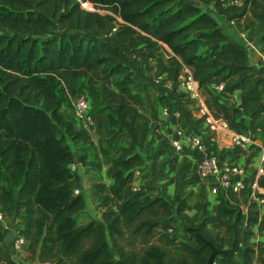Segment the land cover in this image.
Returning <instances> with one entry per match:
<instances>
[{
  "label": "trees",
  "instance_id": "trees-1",
  "mask_svg": "<svg viewBox=\"0 0 264 264\" xmlns=\"http://www.w3.org/2000/svg\"><path fill=\"white\" fill-rule=\"evenodd\" d=\"M89 1L107 11L87 10L78 0H0V208L11 216L21 205L19 232L26 236V246L38 260L52 264H206L212 248L205 240L219 248L225 243L209 226L206 203L198 202L197 212L190 215L179 193L170 198L133 189L142 156L133 141L119 140L122 133L137 139L144 118L134 92L130 52L173 88L179 62L169 50L193 67L200 86L218 77L228 92L242 87L251 69L247 54L194 2ZM208 1L239 28L264 23V0L227 6ZM113 14L122 21L107 38ZM97 66L102 75L94 74ZM261 82L242 89L232 107L231 116L255 103L251 128L264 108ZM83 86L94 94L98 113L113 131L101 147L113 182L97 184L101 218L79 222L84 199L80 190L74 192L77 164L95 162L74 147L90 143L88 128L76 122L73 111L66 117L62 106H72ZM231 116L225 117L233 125ZM74 153L78 162L72 170ZM259 184L264 187V175ZM219 194L224 231H232L237 213L244 233L236 252L215 254L214 264H264V245L251 244L252 218L245 219L238 193ZM174 219L188 239L175 234ZM3 239L0 228V264H27L5 249Z\"/></svg>",
  "mask_w": 264,
  "mask_h": 264
},
{
  "label": "crops",
  "instance_id": "crops-1",
  "mask_svg": "<svg viewBox=\"0 0 264 264\" xmlns=\"http://www.w3.org/2000/svg\"><path fill=\"white\" fill-rule=\"evenodd\" d=\"M186 1L196 3L212 15L229 39L242 46L247 54V62L251 69L248 71L241 88L233 92H223L216 95L210 89L202 87L200 88V98L194 99L188 97L185 92L178 88L167 89L154 82L152 69L146 68L141 59L130 52V67L135 79L134 92L144 118L140 121V132L137 139L132 138L129 133H122L119 135V140L126 144L133 141L135 149L142 156V162L137 166L133 177V189L135 191H143L149 195L162 192L170 198L175 193H179L186 198V212L190 215L197 212L198 202H205L206 211L211 216L209 226L222 236L225 233V217L220 210V194L212 192L208 182L197 175L194 154L188 145L184 144L182 149H177L172 140L176 137L178 129H182L184 132L207 133L206 123L199 112L201 102H204L215 116H231L232 107L239 103L240 91L255 85L259 79L262 80L258 85L261 90V102H264V44L261 41L264 23L249 28H239L235 22L231 23L225 14L218 13L212 2L208 0ZM240 22L242 23V21ZM94 74L97 76L103 74L101 66L100 68L96 67ZM81 92L87 96L89 111L94 118V124L88 128L90 143L74 146L78 150L80 149L82 153H86L88 159L95 162V165L77 164L76 169L79 176L77 186L84 199V206L77 214V220L84 222L91 217L101 218L102 209L99 205L97 184L108 185L113 182V176L108 171L109 163L101 151V147L105 146V140L111 136L113 131L106 124L103 116L98 113L94 94L84 86ZM167 104L180 107L182 114L178 117L172 114L162 115L161 107ZM65 107L66 105L62 106V108ZM254 107L255 103L247 104L238 113L232 115L231 119L234 121L232 126L235 130L255 136L261 142L262 148L255 145L239 148L232 143L230 131L217 129L214 132L217 139L214 150L222 159L244 164L248 171V179L261 164V154L264 149L262 120L258 117L254 126L250 127V114ZM115 150L113 149L114 152ZM236 195L237 204L240 206L245 219L252 218L249 225L251 244L254 246L257 243L264 245V196L259 195L257 198H251L244 191ZM20 209L21 205L19 204L14 214L8 218L11 228L3 231L2 245L7 250H10V239L14 235L16 220L21 215ZM79 215L83 216L84 219L79 220ZM224 242H226V237H224ZM22 253H19L18 258L22 259L19 257ZM37 260L36 258L32 263ZM254 264H259V262L255 261Z\"/></svg>",
  "mask_w": 264,
  "mask_h": 264
},
{
  "label": "built area",
  "instance_id": "built-area-1",
  "mask_svg": "<svg viewBox=\"0 0 264 264\" xmlns=\"http://www.w3.org/2000/svg\"><path fill=\"white\" fill-rule=\"evenodd\" d=\"M81 7L87 10H99L91 1L89 0H78ZM243 0H221L223 6L227 5H240ZM101 12V11H100ZM115 20L112 22L111 26L104 34L107 38H112L113 34L117 28L118 22L122 19L117 14H113ZM231 23L235 22L234 18L230 19ZM169 50V49H168ZM169 52L178 60L179 62V73L176 82V88L182 90L190 98L199 99L200 98V88L205 87L210 89L216 95H220L223 92H228L225 90V82L218 77H212L205 81L203 86H200L198 80L194 76V69L191 65L186 64L180 57L175 55L172 51ZM154 82L161 85L164 88L172 89V82L165 78L163 75L153 76ZM72 110L73 116L77 123L83 127L89 128L94 124V118L89 111V101L85 93L80 92L72 99ZM161 114L164 116L175 115L180 116L182 114V109L178 106L169 107L168 105H163L161 107ZM199 112L201 117H203L206 123L207 133L201 134L198 132H184L182 129H178L176 137L173 138L172 142L177 149H182L184 144L188 145V148L194 154V161L196 165L197 175L206 180L209 184L210 190L214 193H225L227 191L233 192H246L251 198H257L259 194H264V187L259 184V178L264 175V149L261 154V164L257 167L255 173L247 178L246 166L242 163L225 160L220 157L218 152L214 150V145L217 142L214 132L217 129H225L231 132L232 143L234 146L239 148H245L250 145H255L262 148L261 142L251 134L243 133L235 130L232 126L231 121L225 116H215L210 111L204 102H201L199 106ZM263 126H264V108L261 110L260 114ZM70 168L72 170L76 169V163H70ZM79 189L75 188L74 192H78ZM12 216V215H11ZM7 215L0 208V228L4 231L11 228L8 218L11 217ZM21 221V215L16 220L14 225V235L10 239V252L14 258L16 254L20 253L27 243V238L24 234L19 232V224ZM167 230L172 232V228L168 227ZM35 264H52L49 260H37ZM211 264H214L212 262Z\"/></svg>",
  "mask_w": 264,
  "mask_h": 264
},
{
  "label": "rangeland",
  "instance_id": "rangeland-1",
  "mask_svg": "<svg viewBox=\"0 0 264 264\" xmlns=\"http://www.w3.org/2000/svg\"><path fill=\"white\" fill-rule=\"evenodd\" d=\"M202 2H204L205 3V1H202ZM100 11L101 12H105V11H107L106 9H101L100 8ZM229 19V18H228ZM236 24V23H235ZM243 24V23H242ZM237 25V24H236ZM89 33H91V34H95L94 32H89ZM163 56L164 57H166V51H164L163 50ZM99 68H100V66H98ZM236 77H238V75L236 76ZM65 110H64V115L66 116V117H72V106L70 105V106H66L65 108H64ZM79 124V123H78ZM80 125V124H79ZM105 145H107V142H105ZM82 217V218H81ZM78 219L79 220H83L84 218H83V216H81V215H79V217H78ZM171 223H172V225H173V229H174V232H175V234L178 236V237H180V238H182V239H188V236L187 235H185V233L183 232V230H182V228H181V226H180V224L178 223V220L177 219H174V220H172L171 221ZM19 227L21 226V224H19L18 225ZM222 236H224V237H226V242L224 243V247H229L230 246V243H231V241H230V237L232 238V231H230V232H225ZM27 244V243H26ZM21 252H23L22 253V255H20L19 257H21L22 259H23V261H25L27 264H35V263H32L37 257H36V255H34V254H32V252L28 249V247L25 245L24 246V248H23V250L21 251ZM20 252V253H21ZM18 255H19V253H17L16 254V258L15 259H20V258H18ZM21 259V260H22Z\"/></svg>",
  "mask_w": 264,
  "mask_h": 264
},
{
  "label": "water",
  "instance_id": "water-1",
  "mask_svg": "<svg viewBox=\"0 0 264 264\" xmlns=\"http://www.w3.org/2000/svg\"><path fill=\"white\" fill-rule=\"evenodd\" d=\"M74 162H78L76 158V154L74 153ZM244 228L239 224L238 221V214L236 213L233 218L232 223V239L229 247L219 248L216 245L210 243L209 241L205 240V242L209 243L212 251L208 256L206 264H211L214 260L215 254H229L234 253L238 249L239 245L241 244L243 238Z\"/></svg>",
  "mask_w": 264,
  "mask_h": 264
}]
</instances>
